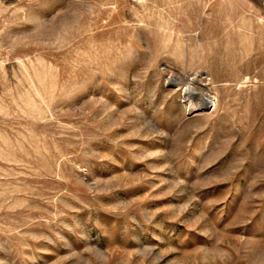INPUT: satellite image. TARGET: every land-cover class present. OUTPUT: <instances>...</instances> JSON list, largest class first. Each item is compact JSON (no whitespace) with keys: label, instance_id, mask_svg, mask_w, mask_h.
Segmentation results:
<instances>
[{"label":"rangeland","instance_id":"obj_1","mask_svg":"<svg viewBox=\"0 0 264 264\" xmlns=\"http://www.w3.org/2000/svg\"><path fill=\"white\" fill-rule=\"evenodd\" d=\"M0 264H264V0H0Z\"/></svg>","mask_w":264,"mask_h":264},{"label":"bare ground","instance_id":"obj_2","mask_svg":"<svg viewBox=\"0 0 264 264\" xmlns=\"http://www.w3.org/2000/svg\"><path fill=\"white\" fill-rule=\"evenodd\" d=\"M193 96L197 100L196 103H194L192 100ZM186 99L189 102H191V105H194V106H200V105L208 104L209 102H211V98L207 94L202 93L199 95V94L195 93L194 91H192L190 88H187Z\"/></svg>","mask_w":264,"mask_h":264}]
</instances>
